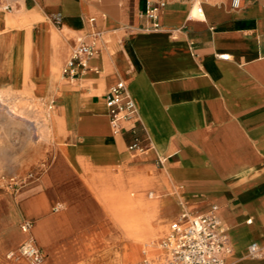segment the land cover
<instances>
[{
	"label": "crops",
	"instance_id": "crops-1",
	"mask_svg": "<svg viewBox=\"0 0 264 264\" xmlns=\"http://www.w3.org/2000/svg\"><path fill=\"white\" fill-rule=\"evenodd\" d=\"M160 1L165 6L153 28L145 12ZM201 8L199 16L195 0H18L12 11L0 13V32L10 31L15 50L5 83L16 87V48L26 35V77L42 84V105L61 122L60 137L50 141V172L38 185L50 184L53 194L31 203L37 218L31 236L42 264H52L45 248L53 244L52 232L84 234L92 223L106 224L100 235L113 246L130 241L116 208L128 192L137 194L127 184L140 177L150 181L152 198L169 191L159 208L175 219L170 227L184 212L200 215L216 206L231 247L225 264H264V0H244L237 8L231 0H203ZM7 17L12 24L3 21ZM81 41L93 43L96 53L79 77L66 79L62 69ZM119 81L135 103L139 134L151 144L144 154L127 149L132 123L121 124L125 140L109 131L104 96ZM102 113L108 130L94 134ZM42 157L20 160L16 173ZM149 160L160 169L151 170ZM64 177H73V193L65 190ZM49 203L56 205L53 214L45 213ZM16 212L18 221L22 212ZM14 236L23 242L21 231ZM89 243H71L67 257L89 256ZM251 244L262 257L249 255Z\"/></svg>",
	"mask_w": 264,
	"mask_h": 264
},
{
	"label": "rangeland",
	"instance_id": "rangeland-1",
	"mask_svg": "<svg viewBox=\"0 0 264 264\" xmlns=\"http://www.w3.org/2000/svg\"><path fill=\"white\" fill-rule=\"evenodd\" d=\"M23 89L25 94L23 95L25 96L24 98L27 97L31 98V100L24 101L25 103L23 102V104L27 106V109L29 110L32 116L34 114L35 117L39 115L42 116V113L45 112L46 110L52 112L51 109H49L48 107L44 108L42 105L41 99L43 97L44 91L37 92L33 90V86H31V84L29 83H27V87L25 84ZM13 122L14 123H12V121H7L6 123L2 124V122L0 121V126H1L0 127V264H31L28 260L22 257L15 256L8 258V255L12 251H16L19 245L21 244V240L19 238L16 239L14 236L16 233H20L21 231V233L24 235V240L28 236L27 234L22 232L21 224L24 221H30L32 223V228H35L37 224V218L34 216L35 215L34 205H32L31 203L34 201V199L37 196L40 195L51 196L53 194V188L50 184L44 189H38V185L41 175L43 176L46 175V173L48 174L50 172L52 159L49 157V152H50L49 149L53 146V144L49 141L51 140L57 141L58 138L51 135L48 137L47 142H42L38 138L37 134L33 131L32 127L31 128L25 127V125L23 123H20L19 121H13ZM60 125L58 127L59 130H61ZM114 133H118V134L121 133L125 140L123 131L114 132ZM24 134H25V142L23 144L22 142L24 140ZM22 146L23 148H25L26 151H23L21 149ZM42 153H43V157L40 158V160H37L32 164H28V169L24 174L19 175L18 173H16L17 169L19 168L18 162L20 160L24 158H27L28 160L31 158L33 159L34 156L38 157ZM152 161L153 160H149L146 162L150 165V169L151 170L160 169L159 165L155 164V166H152L151 165ZM136 164L140 165L143 163H136ZM72 181H73V177H64L62 179V183L65 186V190H67V192L70 193H73L74 190V188H72L73 186L71 185ZM172 192H174L173 188H172ZM9 201L15 208V217L17 219L18 216L16 211L20 210L22 212L21 218L18 221H16L17 219H14L16 222H14L11 216ZM25 206H27V208ZM54 208H56V205H54V203H49L45 213L46 214L55 213ZM195 214H189V215L193 216ZM106 221H107V227L108 228L111 227L110 220L108 219ZM173 221H175V219L168 224L167 232L164 234H159L158 236H156L157 238L154 237V239L150 244V248H145L146 250H142L140 252L141 258L138 261L132 262L130 264H137L141 261H147V260L149 261L150 264H157L161 262L166 253V248L165 250L164 248H162V243L166 241V237L170 229V224ZM84 226H86V224ZM91 226H92L91 232H87V233L85 232L84 234H76L77 232H71L68 235L60 236L57 234V231L56 233L52 232L54 234L51 235L53 244L48 245L45 248L47 252L49 250L48 248L50 247L55 248L56 250L57 248L60 249L57 258H55L54 260L56 261V264H61V262L64 261L65 258H68L67 255L69 254L68 251L70 249L71 243L82 244L84 240L90 242L88 244L89 247L88 254L91 258L103 254V251L106 248L111 247L105 253L116 250L118 257L120 259L119 263L125 264L123 260V256L120 255L119 253L122 251L121 249L124 250L125 244L127 243H124V241L120 239L119 243L117 241V244L113 246L115 241L111 242L109 240L110 238L109 236H107L108 239H104L103 238L104 236L100 235V232L104 230L103 228H105L106 224L104 226L103 224L97 225L92 223ZM118 233H119L118 235L120 236L121 233L119 231ZM97 234H99L100 238L95 237V235ZM230 255H228V257H230ZM85 257L87 259L89 258L87 256H84V258ZM110 257L112 258L115 256L112 255ZM47 259L49 260V255ZM79 260L82 263L83 257H78L76 262L78 261L79 263ZM74 261L71 260L70 263L73 264Z\"/></svg>",
	"mask_w": 264,
	"mask_h": 264
},
{
	"label": "built area",
	"instance_id": "built-area-1",
	"mask_svg": "<svg viewBox=\"0 0 264 264\" xmlns=\"http://www.w3.org/2000/svg\"><path fill=\"white\" fill-rule=\"evenodd\" d=\"M18 0H0V11L10 12L15 8ZM195 0L196 11L199 16L202 14L201 2ZM244 0H231L234 8ZM165 3L160 1L147 6L145 15L153 22V28H158V14L163 9ZM192 18V17H191ZM57 24L59 22L57 21ZM96 53L93 43L81 41L76 45L70 54L69 59L62 69V76L66 79H76L87 69L89 59ZM220 58L227 57L221 55ZM109 124L114 132L121 131L122 123H132L129 127L132 139L128 144V151L134 154H144L150 150V142L142 137L135 123L137 110L134 101L127 93L126 85L123 81L113 85L104 96ZM158 163L162 161L158 159ZM32 223L24 221L21 230L28 236L19 245L16 251L9 253L8 258L22 257L31 264H42L44 256L35 245L31 236ZM170 234L163 243L166 253L163 260L157 264H225L226 255L231 251L228 235L221 225L217 214V207L212 206L206 213L190 216L184 213L180 220L170 227ZM251 257H261L263 255L256 244L249 247ZM140 264H150L143 261Z\"/></svg>",
	"mask_w": 264,
	"mask_h": 264
},
{
	"label": "bare ground",
	"instance_id": "bare-ground-1",
	"mask_svg": "<svg viewBox=\"0 0 264 264\" xmlns=\"http://www.w3.org/2000/svg\"><path fill=\"white\" fill-rule=\"evenodd\" d=\"M3 21L4 22L6 21L8 25L12 24L11 23L12 20H10L8 17L5 18ZM9 32L10 31L0 32L1 35L0 37V121L2 122V124L6 123L7 121H12V123H14L13 121H19L20 123H23L25 127H30V128L32 127L33 131L37 134L38 138L42 142H47L48 137L51 135H53L56 138H59L61 135V130L58 129L59 125L61 124L60 120L56 119V117H54L52 113H50L48 110L43 112L42 116L39 115L35 117L34 113H33L34 115L32 116L29 110L27 109V106L23 104L24 101L31 100V98L29 97L24 98L25 96H23L25 95L23 89L25 84L26 87H27V83L31 84V86H33V90L37 92L44 91V87L42 86V84L36 81H30L26 77L28 73V62H29L28 49L30 45L29 37L26 35L20 36L19 43L16 48V57L19 59V64L17 69V73L19 76L15 81L16 87L11 88L8 86V84L5 83L6 81L9 80L8 75L11 70L10 59L13 57L12 55L15 52V50L11 48L12 43L10 42ZM86 109H88V106H86ZM100 116H101L100 121L94 120L96 125V128L94 129V134H101L102 132L108 130L105 127L106 113H102ZM96 118L93 117V119ZM111 129L112 128H110L109 131ZM82 132L84 131L81 130V133ZM64 153L65 155L70 157V159L72 158L73 154L71 150L65 148ZM77 162L80 163L77 164H79V167L82 168V166L84 165L83 160L80 159ZM121 175H119V177L117 175V178H119L118 181L120 186H123L125 188L126 184L124 181L120 179V176L124 178L126 176L124 174ZM127 185H129V188L132 191L133 190L137 191V194L133 195L130 192H128L123 197V199H121L118 202L119 205L116 208V212L118 214L117 219L121 226V229L130 238V241H128L127 244H125L124 254H123L124 263L130 264L132 262L138 261L141 258L140 252L142 250H146L145 248H150V244L154 239V237L158 236L159 234H164L167 232L168 224L171 220V217L167 213H163V212L160 213V208H159L160 198L169 191H161V193H159L156 197L152 198L149 188L150 181L142 177L137 179L134 178L132 182ZM106 197L109 199V194H107ZM134 206H138L139 208L134 209L133 208ZM10 209H11L12 218L16 219L15 209L12 207H10ZM159 216H164L165 218L164 223L161 224L157 223V219ZM170 232L171 231L169 229L168 235L170 234ZM17 234L19 235V233ZM162 248H164L165 250L163 243H162ZM48 249L49 250L47 253L49 255V260H51L52 264H56V261L54 260L55 258H57V255L54 254L55 252L53 250H51L50 248ZM80 253H76V255L72 256V258L71 257L65 258L64 261L61 262V264H72L70 263L71 260L72 261L75 260L73 264H118L120 260L117 252L113 253L115 254L114 255L115 257L112 258L110 257L112 255L109 254L108 252L106 254H102L92 258L90 256H87L89 257L88 259L86 257L84 258V256ZM228 255H230V253ZM228 255H226V257H228ZM78 257H83L82 263L80 260L79 263L78 261L76 262ZM147 262L149 261L147 260Z\"/></svg>",
	"mask_w": 264,
	"mask_h": 264
}]
</instances>
